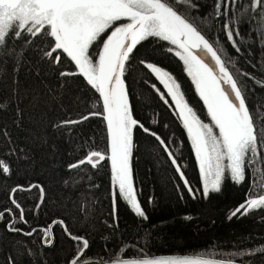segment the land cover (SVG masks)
<instances>
[{
  "label": "trees",
  "instance_id": "obj_1",
  "mask_svg": "<svg viewBox=\"0 0 264 264\" xmlns=\"http://www.w3.org/2000/svg\"><path fill=\"white\" fill-rule=\"evenodd\" d=\"M191 3L195 7L187 10L202 25L204 34L210 41L219 40L216 46L223 47L226 57L234 61L235 68L230 65V70L249 90L250 106L264 103V88L241 74L264 80V45L254 34L255 22L244 16L235 25L241 49L236 52L224 34L223 20L215 16L216 0ZM102 43L103 39L90 48L94 57ZM50 44V38L23 48V41L15 42L16 52H23L19 62L15 56H0V159L10 166L9 174L0 172V212L4 213L0 217V264H67L82 246L71 236L89 241L90 248L83 257L88 261L183 253L264 264V254L233 255L264 245V210L228 219L248 198L249 183L226 179L220 192H210L206 198L202 195L194 150L175 105L164 86L139 63L153 62L169 71L181 84L189 105L209 122L183 62L166 51L168 42L157 38L141 42L127 64L125 85L134 117L165 140L195 196L184 188L168 153L155 137L136 128L131 168L146 220L135 216L118 196L113 216L110 161H102L97 168L86 164L69 169V164L89 151L108 154L106 123L101 116H94L82 124L60 126L63 120L102 112V102L82 76L60 77L61 71H76L66 54L57 53L62 57L60 64L42 58V49L50 50ZM160 93H164L167 104ZM33 185L39 187L25 189ZM17 186L22 190L11 193ZM10 194L21 205L26 222L20 221V209L12 204ZM257 194H261L259 189ZM54 220H63L68 232L64 225H54L51 236L45 238L43 229ZM33 229L36 231L31 236L24 234Z\"/></svg>",
  "mask_w": 264,
  "mask_h": 264
},
{
  "label": "snow or ice",
  "instance_id": "obj_2",
  "mask_svg": "<svg viewBox=\"0 0 264 264\" xmlns=\"http://www.w3.org/2000/svg\"><path fill=\"white\" fill-rule=\"evenodd\" d=\"M190 7H195L191 0H0V56H15L19 62L23 52H16L15 42L23 41V48L24 45L30 47L38 39L43 42L50 38V50L42 49V58H50L52 63L60 64L62 57L57 53L66 54L76 71H61L60 77L82 76L87 85L99 94L102 112L91 111L79 119L63 120L60 126L82 124L94 116H101L105 121L108 154L89 151L68 167L78 169L87 164L97 168L102 161H110L114 217L118 196L135 216L148 219L138 200L132 176L133 132L136 128L155 137L168 153L184 188L195 196L176 157L168 151L165 140L134 117V109L129 102L125 85L127 64L137 46L149 38L168 42L170 47L166 51L183 62L184 72L191 78L210 118L207 123L201 119L185 99L181 84L169 71L156 63L139 61L164 86L167 96L175 105L194 150L203 185L202 195L206 198L210 192H220L226 179L236 184L247 181L248 198L231 212L228 219L264 210V103L250 106L249 90L230 70V65L235 68L234 61L226 57L223 47L216 46L219 40L210 41L204 34L202 25L187 10ZM215 16L223 20L224 34L236 52L241 49L236 39L240 32L235 25L244 16L255 22L254 34L264 45V0H247L245 3L241 0H216ZM101 39L103 43L94 57L90 48ZM241 74L264 88V80H258L249 73ZM152 87L156 88V85ZM160 98L168 103L164 93H160ZM0 172L10 173V166L2 159ZM257 189L261 194H257ZM21 190V186H17L11 189V193ZM10 199L16 209H20V221L26 222L21 205L11 194ZM3 215L0 212V217ZM54 225H64V231L68 232L63 220H54L43 229L45 238L51 236ZM10 230L21 231L16 228ZM35 231L33 229L24 234L31 236ZM71 239L82 246L67 264H81V261L92 264L83 260L90 248L89 241L78 236H71ZM47 242L52 243L51 239ZM258 254H264V245L248 252L233 253L238 257ZM108 264L221 262L200 256L170 255L116 259L108 261ZM226 264H234V261L228 260Z\"/></svg>",
  "mask_w": 264,
  "mask_h": 264
},
{
  "label": "water",
  "instance_id": "obj_3",
  "mask_svg": "<svg viewBox=\"0 0 264 264\" xmlns=\"http://www.w3.org/2000/svg\"><path fill=\"white\" fill-rule=\"evenodd\" d=\"M32 186H30L29 188H25V189H30ZM11 224H9L10 226ZM170 255H175V256H180V255H188V256H200L204 259H212V260H216L218 262H221V264H226V262L228 261L227 259H221V258H216V257H210V256H203V255H196V254H183V253H169V254H156V255H147V256H170ZM143 256H125V257H119V258H111V259H102V260H90V262H92V264H108V261L111 260H116V259H137V258H141ZM234 261V264H248L245 262H240V261ZM81 264H83V262H81Z\"/></svg>",
  "mask_w": 264,
  "mask_h": 264
},
{
  "label": "rangeland",
  "instance_id": "obj_4",
  "mask_svg": "<svg viewBox=\"0 0 264 264\" xmlns=\"http://www.w3.org/2000/svg\"><path fill=\"white\" fill-rule=\"evenodd\" d=\"M191 79V78H190ZM195 87V86H194ZM218 131V130H217ZM202 187H203V185H202Z\"/></svg>",
  "mask_w": 264,
  "mask_h": 264
}]
</instances>
